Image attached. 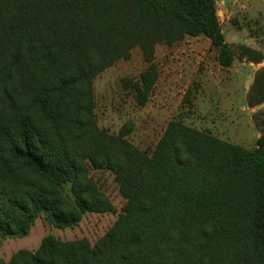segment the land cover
<instances>
[{
  "label": "trees",
  "instance_id": "16d2710c",
  "mask_svg": "<svg viewBox=\"0 0 264 264\" xmlns=\"http://www.w3.org/2000/svg\"><path fill=\"white\" fill-rule=\"evenodd\" d=\"M204 36L229 67L216 0H0V238L27 235L41 214L58 227L113 206L90 168L114 175L125 204L95 241L48 234L0 264H264V108L246 148L172 118L150 152L100 128L93 80L139 46L148 64L123 78L146 104L155 45ZM240 55L260 63L259 50ZM191 90L184 98L189 100ZM264 103V65L246 93Z\"/></svg>",
  "mask_w": 264,
  "mask_h": 264
},
{
  "label": "rangeland",
  "instance_id": "374dc122",
  "mask_svg": "<svg viewBox=\"0 0 264 264\" xmlns=\"http://www.w3.org/2000/svg\"><path fill=\"white\" fill-rule=\"evenodd\" d=\"M216 2L221 29L235 50L232 65L226 69L217 63L218 50L213 46L208 48L206 37L186 36L176 43L174 51H163L162 56H157L155 62L160 80L146 104L140 106L133 89H125L122 84L123 78L137 80L148 65L139 46H134L127 59H118L93 80L94 113L100 128L117 134L122 126L132 124L126 138L139 149L150 152L167 122L179 118L228 142L246 148L255 147L260 131L252 115L259 108H264V103L253 108L246 103L255 65L240 55V48L247 46L259 50L264 61V0ZM221 10L226 12L224 16ZM190 45L207 50V60L203 62L195 55L190 56ZM168 83L174 86L171 93L164 89ZM188 90L191 91L186 101ZM89 174L109 198L113 206L111 211L84 213L79 223L68 227L55 226L41 214L27 235L0 238V259L8 261L19 249L36 250L41 239L48 234L60 240L86 238L94 244L112 226L126 200L120 194L111 171L90 168Z\"/></svg>",
  "mask_w": 264,
  "mask_h": 264
},
{
  "label": "crops",
  "instance_id": "0c3cea01",
  "mask_svg": "<svg viewBox=\"0 0 264 264\" xmlns=\"http://www.w3.org/2000/svg\"><path fill=\"white\" fill-rule=\"evenodd\" d=\"M216 5H217V2H216ZM224 14H226V12H224L223 10H221V15L222 16H224ZM226 17H228L227 15H226ZM220 21V20H219ZM221 24V23H220ZM198 37H200V36H195V37H193V38H198ZM206 40L208 41L207 43H208V48L211 46V43H210V40L208 39V38H206ZM162 44V45H161ZM176 43L174 44V45H171V46H169V45H167V44H165V43H163V42H160V43H157L156 45H155V52H154V62H155V60H156V58H157V56L158 55H163L162 54V52L164 51V52H167V53H169V52H171V51H174V48L176 47ZM192 50V51H191ZM188 51H190V53H189V55L191 56V55H195L196 56V58L199 60V61H206L207 60V54H206V52H207V50H205L204 48H200L199 46H196V45H190V48H188ZM216 61H217V54H216ZM156 63V62H155ZM217 63H218V61H217ZM249 64H254L255 65V67H254V69L255 70H257L259 67H261L262 65H264V61H262V62H260V63H253V62H249ZM220 65V64H219ZM221 66V65H220ZM158 67V66H157ZM222 67V66H221ZM223 68H229V67H223ZM159 70V69H158ZM158 80H160V73H159V77H158V79H157V81H156V83L154 84V87L157 85V83H158ZM153 87V88H154ZM164 89L166 90V92H169V93H171V91H173V89H174V86H171L169 83H168V85H166V86H164Z\"/></svg>",
  "mask_w": 264,
  "mask_h": 264
}]
</instances>
